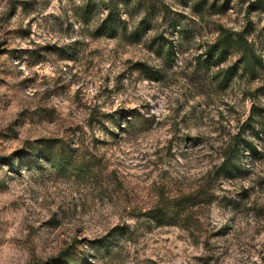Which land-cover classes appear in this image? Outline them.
<instances>
[{
    "label": "rangeland",
    "instance_id": "obj_1",
    "mask_svg": "<svg viewBox=\"0 0 264 264\" xmlns=\"http://www.w3.org/2000/svg\"><path fill=\"white\" fill-rule=\"evenodd\" d=\"M257 1L0 0V264H264L263 140L246 173L214 171L263 120ZM222 31H246L254 78L235 48L205 62Z\"/></svg>",
    "mask_w": 264,
    "mask_h": 264
},
{
    "label": "trees",
    "instance_id": "obj_2",
    "mask_svg": "<svg viewBox=\"0 0 264 264\" xmlns=\"http://www.w3.org/2000/svg\"><path fill=\"white\" fill-rule=\"evenodd\" d=\"M257 2L259 3V0ZM248 11L249 10H247V12ZM115 30V22L110 23L106 28V32L109 35H112ZM246 35V31L237 35H227V33L222 31L216 37L215 41L207 46L206 53L208 58L205 62L209 63V60L214 57V63H211V67H218L221 60H224L223 57L226 54H229L230 49L232 48L233 50V48H235L239 50L238 52H240L238 53V64H240L239 68L250 78H254L258 67L262 64V59L260 55L256 54L253 44L247 41ZM170 45L172 48L171 50H173V44L170 43ZM234 73L235 70L232 67H228L225 70L223 76L221 77L224 86L229 85ZM147 76L151 79L155 78L153 74H149ZM262 113H264V109L260 114ZM262 119L263 120H261V122L259 121L257 123L252 115L246 120V122H243L238 127V130L234 135L230 136L228 143L222 151L221 163L217 167H214V171L217 174L216 176L228 177L232 180L236 176L246 173L247 169L244 167L246 160H249V163L252 165L256 160H260V156H263V154L258 150L255 140L262 139L264 142V114L262 115ZM262 146L264 147V144H262ZM50 152L51 149L48 150L46 148V151L42 150V156L45 157L44 160L52 164L53 168L58 170L64 169L67 164V159H65L66 157L60 154L52 157ZM197 196L198 194L194 195V197ZM177 201L180 200H170L169 203H165L162 207H160V211L162 213H160V215H153V217L160 220H167L175 215L177 217L179 214L177 207L180 203ZM211 201H213V197L209 199V202Z\"/></svg>",
    "mask_w": 264,
    "mask_h": 264
}]
</instances>
